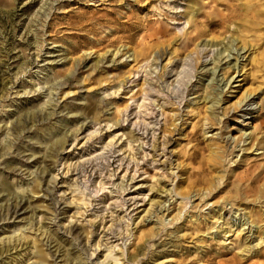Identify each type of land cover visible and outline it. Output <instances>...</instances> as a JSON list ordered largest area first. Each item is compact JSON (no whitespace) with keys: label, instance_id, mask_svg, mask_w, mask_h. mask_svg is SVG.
Instances as JSON below:
<instances>
[{"label":"rangeland","instance_id":"374dc122","mask_svg":"<svg viewBox=\"0 0 264 264\" xmlns=\"http://www.w3.org/2000/svg\"><path fill=\"white\" fill-rule=\"evenodd\" d=\"M248 1L0 0V264H213L204 259L217 261L218 255L264 264V244L257 253L241 252L251 233L237 220L225 236L206 234L207 213L217 206L211 205L240 185L245 168L255 166L257 173L264 165L258 151L245 150L255 141L235 148L230 141L232 155L213 168L192 161L196 147L223 146V138L236 140L239 131L264 137V14L248 34L255 40L247 39L254 45L260 36L251 54L259 64L246 58L250 51L239 60L246 80L232 95L224 97L226 89L219 95L227 100L216 110L218 124L204 134L187 114L189 100L200 94L199 88L191 95L192 85L212 59L208 47L196 53L194 46L210 44L211 37L229 39L223 28L211 32L206 20L227 15L225 8L242 13ZM192 3L193 20L187 15ZM194 28L205 34L184 46ZM157 32L160 49L140 58L141 46L154 41L144 38ZM231 72L221 67L216 74L224 81ZM245 89L254 92V110L242 118L232 105ZM199 108L203 118L205 107ZM178 114L182 121L174 128L170 120ZM220 175L225 178L217 181ZM204 179L216 187L220 182L223 191L214 190L198 212L197 198L208 193ZM157 202L169 211L160 213ZM181 202L188 203L184 209ZM252 205L227 204L221 215L251 221L256 245L264 204ZM178 211L188 217L165 228L158 224L162 214H168L166 224ZM151 227L157 236L136 243Z\"/></svg>","mask_w":264,"mask_h":264},{"label":"bare ground","instance_id":"6f19581e","mask_svg":"<svg viewBox=\"0 0 264 264\" xmlns=\"http://www.w3.org/2000/svg\"><path fill=\"white\" fill-rule=\"evenodd\" d=\"M250 2H252L253 4H250ZM250 2L247 4V6L242 5V7H241L242 13H241V11L239 12V11H237V9H234V7H232L231 9L225 8V10L228 11L227 15L216 14L215 17L218 19L217 21H207L206 20L207 27L211 32H215V30L218 28L225 29V34H229V39H227V41L225 43L224 42H220V43L214 42L216 40V38L211 37L210 38V44H207V42L206 43L201 42L202 44L200 43V44H197L194 46V50L196 51V53L204 52L207 47L210 50L212 49L211 51L210 50L208 51V52L212 53V59H210L209 60L210 63L207 64L210 66L206 67V64H205V66H203V68L199 72L200 76L198 77V79L196 77L197 80L192 85V87H193L192 89H195V90L192 91V89H191V91H192L191 95H196L199 91V88H200V94L198 96L193 97L191 100H189V103L187 106V108L189 109V112L187 114L190 113V114H192V116L195 119H197L196 124H200V128H201V130L203 129L204 134L209 132L208 129H211L212 127H214L215 125L218 124L217 122L219 121V119L217 118L218 114H217L216 110L219 108L218 106L220 103H222L223 101L226 102V100H227V98H226V100L220 99L219 95L221 94V92H223V90L226 89L224 91V97L226 94L232 95L233 91H231V90L234 88H240L241 84H238V83H241V82L246 80L245 72H243L246 66L243 65L240 68V70H237V63H239V60L241 58L245 57V55L248 51H250L249 52L250 54L246 58H249L250 56H252L251 54H253V52H255L257 49L256 47L259 46V43H258V41L260 40L259 35L258 36L255 35L256 43L254 45L251 44L250 41L247 39L249 38L252 42L255 40V38L254 39L250 38V36L248 34L250 31L253 30V28L258 27L260 25V22H258V19L261 16H263V14H264V0H251ZM188 7H189V12L187 15L190 16L191 20H193L195 15H196V10H197L196 4L192 3L191 7L190 6H188ZM261 8H262V10H261ZM242 22H243V24L244 23H246V24L243 25ZM230 23H232V26L234 28L232 31H230V27H229ZM225 24H228V25L225 26ZM202 26H203V24L200 25V27H202ZM241 27L242 28L244 27L243 30L241 29ZM194 31L196 32L195 28H194ZM243 32H245V34H242ZM204 34L205 33H203V32L197 31L195 33L194 39L192 38L193 36L190 38H186V44H183V45L187 46V44L189 42H191V41L194 42V40L196 41V38L201 37ZM221 35L222 34H220V36ZM160 36H163V35H161V34H159V32H157L154 35H151L147 38H144V39H148V38L154 39L153 45H151V46L142 45L138 56L145 60L147 58V56L149 55V53L155 51L156 49H160L159 48L160 44L158 42V37H160ZM223 40L225 41V38ZM236 41H238V43L240 45L236 46L235 45ZM170 44L171 43L169 42L168 45H170ZM175 56L178 57L177 55H175ZM229 56L230 57L234 56V58L229 59L230 58ZM159 57H161V54L159 56H157L156 58L159 59ZM258 60L259 59H256V57H254V56L250 57V63L253 62L255 65L259 64ZM221 67H224V69H227V70H232L231 74L229 75L230 77H228V79H226L224 81H223L224 77L219 79V75L216 74V71L219 70ZM180 74L181 73H178L177 76L179 77ZM169 75H170V73H168V78H170ZM225 76H226V73H225ZM242 76H244V78L239 80L238 78L242 77ZM149 91H151V90H149ZM253 94H254V92L245 89L243 91L241 97L238 98L237 101H235L236 103H234V105H232L233 106L232 113L233 114L242 113V115H243L242 118H245L246 115H250L254 110V109H251L249 107V106H252V104H253L251 102L253 99V97H252ZM227 97H229V96H227ZM202 104H203V107H205L203 118H201L202 117L201 112H200L201 109L199 108V106ZM142 107H143V105L139 106V108H142ZM227 111L228 112L226 114L224 113L223 116L225 117V121L229 122V121H231V116L229 117L230 111L228 108H227ZM183 120H184L183 122L186 123L187 118H185ZM179 121H182V119H180L179 114L175 115L171 118L170 125L172 127L176 128V123ZM262 123L264 124V121H262ZM204 124L207 125L206 128H205ZM239 133H240L239 137H237L236 140H235V138L234 139L230 138V139H226V140L223 138L220 141L223 144V146L217 145L214 148L203 147L200 149L196 147V149H193L194 151H193L192 161L195 162L197 160L196 163L199 164L201 167L205 166L207 168H213V167L219 165L220 160L222 158H224V154H226L225 157L232 155V152L227 153V151H226L227 144H229L230 141H233L232 143H233L234 148H235V147H238L240 145V143H244L247 140H254L255 142L248 149H245V150H249V149L252 150V148H254L253 151H256V152L258 151V153L256 155H260L264 158V137L257 140L256 134H254L255 132L246 134L245 132L239 131ZM220 139H221V137H220ZM57 142H60V140H58ZM254 145H255V147H254ZM261 150H262V152H261ZM206 151H208V154L205 157L203 155V153ZM210 164H211V166H209ZM254 168H255V166L250 167V168H245L243 170V172H242L243 174H241L240 178L238 177L240 180V182H239L240 185L244 186L243 187L244 188L243 194H244L245 198L243 196L241 197V186L237 185L238 187L235 188L234 191H227L226 192V196L221 198V202L217 200L216 202H214L211 205V206L217 205L214 208H218V209L215 211L214 208H210L209 212L207 213V215L209 216L207 219L209 221V226L206 227V234L209 235L210 238L215 237V236H213V234H215V233L223 234V236H225L227 233H230L231 230L235 226L236 220L238 221V223H237L238 225H239V223H241V225L238 227L242 228L241 229L242 231L246 230L247 234L251 233L250 236L254 234V233H252V227H251L252 222L250 221L251 223L250 222L248 223L247 219H245V216H239L238 218L232 216V219H227L225 221L224 216L221 215V211L225 210L227 204L231 205L232 207L238 206L239 208H242V210L249 209L250 208L249 206L251 204H253L254 206L264 204V165H262L257 170V173H255ZM204 170L205 169L202 168V172ZM193 176L199 177L200 173H194ZM223 178H225V177L220 175L217 178V179H219L217 181H221V180H223ZM210 180L211 179H207V180L204 179L203 180L205 182V183L203 182V185H205V187H206V189H204V190L208 193L201 194L197 198L199 201L198 203H200V204L196 205V206L199 205L198 206V212H200L199 209H203L204 207H207L209 205L210 199L214 198L213 197L214 196L213 195L214 190H216V191L218 190L219 193L223 191V190H219L220 182L218 183V186L216 187V186H214L213 181H210ZM261 181H262V184H260V185H262V187L257 185ZM188 187L192 188L193 182L189 183ZM201 191L203 192L202 189H201ZM184 194H186V193H184ZM157 196H158L157 198H160L159 195H157ZM185 196H187V195H185ZM6 197H9V196H5L4 198H6ZM4 198H2V199H4ZM181 198H182V195H181ZM183 198H184V196H183ZM21 200L22 199H20V201ZM187 204H188L187 202L186 203L181 202V205H182L181 207H183V209H184L187 206ZM159 206H160V208H159L160 213H163V212L165 213V212L169 211V208L168 207L165 208V206L163 204H161V202H157V207H159ZM152 208H153V202L150 203L149 210L145 211V214L149 215L150 210H152ZM174 215L175 216H172V219L165 224V221H166V218L168 217V214H167L166 218H164V214H162V216L159 219H157V220H159L158 224L161 227L164 226V228H165V226H167V225H172L173 223H177L183 217L184 218L188 217V215L183 216L181 211H178V213L176 212V214H174ZM251 215L252 214L249 213V216H251ZM148 218H149V216H148ZM260 222H262V220H260ZM198 228H199V226H197L196 229H198ZM261 230H262V228H261ZM156 236H157V230L155 231L154 228L151 227L150 231H148L147 233H143L140 236H137L134 240L136 241V243H138L145 238L150 240V239L155 238ZM250 236L246 235L244 242H241V246H240L241 252L247 253L249 255H251L253 252L257 253L258 251L255 250V247L257 248L258 245L264 244V232L263 231L258 232L256 239H259L260 242H257L256 245L252 244L253 241L250 242V240H251ZM168 237L171 238L170 235ZM247 239H249V240H247ZM133 251H138V250H136V248L134 247ZM222 257H223V255H218L217 261L215 258H212V259L208 258L207 259L205 257L206 259H204V261L205 262L210 261L213 264L214 263L218 264L219 261H222L223 263H226V264L227 263H229V264H243L242 261L244 260L243 258L237 259L235 255H232L231 258H229V259H223ZM115 262H117V261L115 260L114 263Z\"/></svg>","mask_w":264,"mask_h":264}]
</instances>
